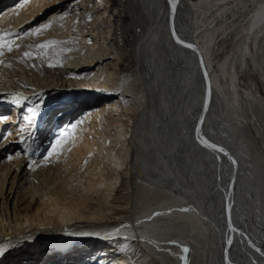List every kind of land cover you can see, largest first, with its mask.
I'll use <instances>...</instances> for the list:
<instances>
[{
  "label": "bare ground",
  "instance_id": "bare-ground-1",
  "mask_svg": "<svg viewBox=\"0 0 264 264\" xmlns=\"http://www.w3.org/2000/svg\"><path fill=\"white\" fill-rule=\"evenodd\" d=\"M21 3L0 0V30L55 21L24 41L66 43L50 77L0 73V155L33 108L36 135L54 111L42 148L64 143L57 161L0 164V248L23 252L0 264H264V0Z\"/></svg>",
  "mask_w": 264,
  "mask_h": 264
},
{
  "label": "rangeland",
  "instance_id": "rangeland-1",
  "mask_svg": "<svg viewBox=\"0 0 264 264\" xmlns=\"http://www.w3.org/2000/svg\"><path fill=\"white\" fill-rule=\"evenodd\" d=\"M67 6H68V3L65 6H63L62 8H65ZM52 12H54V10L51 11L50 13H52ZM46 18H48V17H46ZM17 35H22V34H17ZM17 35H14L13 38H15ZM24 38L16 40V43L19 45L18 49H14V51L11 53L6 52L3 57H0V61H2V62H0V73L3 75H7L9 77L16 75V76H14V79H13L14 80L13 88H15V89L18 88L19 81L22 82L20 73H31L34 76V78L43 79L45 77L46 78L50 77V73H53V71L57 70V68H58V66H56V67H49L48 66V64L50 62L56 63L55 60L53 59L55 56V48L48 50V54H49V57H51V60H49L45 57H40L39 59L34 58L32 60H26V58L23 57V53L25 51H33V53L35 55L36 45L44 43L48 40H52L50 37H44L42 35V38H40L38 41H29V40L24 41ZM132 62L136 63V59L133 56L132 57L129 56L126 58V63L121 68L123 76H130V74L132 73V71L127 68L128 65H130V66L132 65ZM253 78H255L256 82H258L260 84V89L262 91V94L264 95V84L259 81V78L255 77V76H253ZM22 84H24V86L26 88L29 87V81H27V80H25ZM251 84L252 83L250 82V75L248 73H241V86H242V88L247 89L248 87H250ZM52 103H54V102L51 99H46V105L52 106ZM23 112L26 113V110L24 109ZM53 115H54V111L53 112L51 111L49 113H47L46 111L44 112L42 119L44 117H45V119L40 121V123H41L40 126L43 129V133H41L39 135H36V133H33V129H32L33 125H30L33 122H31V123L28 122L29 124L27 125V127L29 129H26V131H25L26 133H25L23 139L21 140L22 143L19 144V147L16 149V151L4 150L3 153H1V155H0V164H6L7 162H9V160L13 159L14 156H17L19 153L22 155L30 154V156H31L30 161L32 162L30 165H33V166L36 162H38V163H40V162L49 163L52 160H54V161L59 160V158H60L59 156L62 155L59 152H58L59 154H54V155L49 156V153H51L52 148L55 146V144H54L55 140L54 139H53V142H51V144L47 145L45 148H42V143H43V141H45L47 139V136H48L47 135L48 133L46 131L44 132V129L47 127V125L52 120L51 117ZM23 116H24V113H23ZM23 118H25V117H23ZM56 129L57 130H55V132H58V127H56ZM42 135L45 137H43ZM55 139L56 140L61 139V136L58 138H55ZM29 144H31L32 146L31 145L29 146ZM9 157H11V159H9ZM30 165H27L25 168L28 169L30 167ZM119 194H120V190H119ZM44 241L47 242L46 248L44 247L45 249L55 248V245L52 243V241H48V239H44ZM21 250H22V247L20 245H17L13 248L12 247L6 248L4 251V254H3L4 262L8 263L9 261H12L15 256H18V255H19L18 257L20 259V257H21L20 255L23 254V252ZM31 252H34V250H32ZM125 255H127L129 260L132 261L134 264H141V263L135 262L134 254L126 253ZM38 257H41V256H36V258H38ZM24 258L25 257H23V259Z\"/></svg>",
  "mask_w": 264,
  "mask_h": 264
},
{
  "label": "snow or ice",
  "instance_id": "snow-or-ice-1",
  "mask_svg": "<svg viewBox=\"0 0 264 264\" xmlns=\"http://www.w3.org/2000/svg\"><path fill=\"white\" fill-rule=\"evenodd\" d=\"M175 2H176V0H173L174 4H175ZM27 3H28V0H23V3H21L19 5V7L23 8L25 6V4H27ZM59 19H60V21H63L65 19V17L63 15H61ZM53 23H55V21L44 23L41 26L36 27L32 31H27V32H24L22 35H17L15 38H13L14 34L12 32L9 31V32L5 33V32H3V30H0V57H3L6 52L7 53H11V52L14 51V49H18L19 48V45L16 43L17 39H23L25 36H33V35H37L38 36V35L42 34L43 32H45L46 30L52 28ZM61 26H63V25H61ZM178 42L179 43H183V41H180L179 39H178ZM61 43H66V42H61V41H58V40H48V41H46L44 43L36 45L35 55H34L33 51H25L23 53V57L26 58V60H32L34 58L39 59L40 57H45V58L51 60V57H49V54H48V50L49 49H53V48L59 49V45ZM185 47L192 48L193 46L191 44H185ZM60 51H63V49H59L57 51V56H59ZM0 62H2V61H0ZM60 63L61 62L59 60H57L56 63L50 62L48 64V66L49 67H56ZM30 112L32 113V115L29 116V117H26V119L29 121V123H31L32 120L34 119V117L37 115L38 109H36V108L30 109ZM63 143H64L63 138L62 139H58L56 141V147H53L51 153H49V156H51L53 154H59L58 153V149ZM203 143L207 147H211L213 149L216 148L215 145L209 144L207 141H203ZM219 151H223V149H219ZM9 159H11V157H9ZM233 163H235V161H233ZM157 215H159V213ZM117 232H119V229H117ZM70 235H73V234L70 233ZM80 235L87 236V235H98V234L81 233ZM111 235L112 234L109 233V234H106L105 236H103L101 238L104 239V240H107V239H109V237ZM4 251H5V249L0 248V255H3ZM183 251L185 253H187L189 251V249L188 248H184ZM185 264H187V259L186 258H185Z\"/></svg>",
  "mask_w": 264,
  "mask_h": 264
},
{
  "label": "water",
  "instance_id": "water-1",
  "mask_svg": "<svg viewBox=\"0 0 264 264\" xmlns=\"http://www.w3.org/2000/svg\"><path fill=\"white\" fill-rule=\"evenodd\" d=\"M206 114H207V100H206V103H205V107L203 109V112L201 113L200 121H199L198 134L200 136H203L202 128H203V124H204V121H205Z\"/></svg>",
  "mask_w": 264,
  "mask_h": 264
}]
</instances>
